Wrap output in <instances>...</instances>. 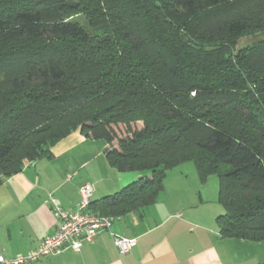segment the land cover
<instances>
[{
    "label": "trees",
    "instance_id": "16d2710c",
    "mask_svg": "<svg viewBox=\"0 0 264 264\" xmlns=\"http://www.w3.org/2000/svg\"><path fill=\"white\" fill-rule=\"evenodd\" d=\"M254 33L264 0H0V185L80 131L143 174L92 213L155 204L192 161L219 179L221 236L263 242L264 36L237 48Z\"/></svg>",
    "mask_w": 264,
    "mask_h": 264
},
{
    "label": "crops",
    "instance_id": "0c3cea01",
    "mask_svg": "<svg viewBox=\"0 0 264 264\" xmlns=\"http://www.w3.org/2000/svg\"><path fill=\"white\" fill-rule=\"evenodd\" d=\"M105 149V142L76 131L56 144L52 158L31 163L3 181L0 255L8 259L26 255L56 233L51 197L71 211L86 184L94 187L93 201H97L142 178L141 172L112 168ZM180 168L167 172L155 204L113 217L111 232L138 241L130 253L120 255L105 230L80 252L66 250L28 264H264V241L223 238L216 222L223 207L215 196L202 197L200 185L183 179Z\"/></svg>",
    "mask_w": 264,
    "mask_h": 264
},
{
    "label": "built area",
    "instance_id": "2783aa9c",
    "mask_svg": "<svg viewBox=\"0 0 264 264\" xmlns=\"http://www.w3.org/2000/svg\"><path fill=\"white\" fill-rule=\"evenodd\" d=\"M94 187L86 184L80 188V201L74 210H66L60 202L51 197V207L57 220V231L46 237L41 245L26 255L8 259L0 255V264H28L50 255H58L66 250L80 252L85 245L93 244L102 231L110 232L114 246L120 255L130 253L137 246V239H127L111 232L113 217L99 216L91 212Z\"/></svg>",
    "mask_w": 264,
    "mask_h": 264
},
{
    "label": "rangeland",
    "instance_id": "374dc122",
    "mask_svg": "<svg viewBox=\"0 0 264 264\" xmlns=\"http://www.w3.org/2000/svg\"><path fill=\"white\" fill-rule=\"evenodd\" d=\"M72 19L78 20L80 23H82L84 26L87 27V29L91 32L95 29L92 24V18L86 17V14L75 16ZM101 34H104V30L102 28L99 29ZM264 36V34L254 33V34H247L240 38L237 44L238 49H242L248 46H251L259 41ZM264 38V37H263ZM262 38V39H263ZM182 165V168L180 170L183 172V179L190 181V182H197L199 184L198 191L202 195V197H213L215 196L217 199H219V190H220V182L219 179L215 176H209L206 180L201 179V176L198 172V169L196 167V164L192 161L182 163L180 165H177L174 168H177ZM191 167V170H190ZM173 169V168H172ZM219 203V202H218Z\"/></svg>",
    "mask_w": 264,
    "mask_h": 264
}]
</instances>
